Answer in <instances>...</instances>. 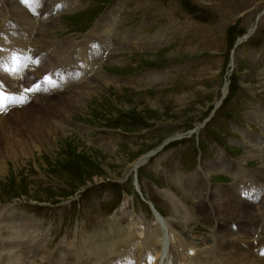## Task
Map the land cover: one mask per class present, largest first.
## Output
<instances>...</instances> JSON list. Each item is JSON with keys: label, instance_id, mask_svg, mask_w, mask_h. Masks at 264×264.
<instances>
[{"label": "rangeland", "instance_id": "obj_1", "mask_svg": "<svg viewBox=\"0 0 264 264\" xmlns=\"http://www.w3.org/2000/svg\"><path fill=\"white\" fill-rule=\"evenodd\" d=\"M13 1L31 18L21 21ZM0 14V78L18 76L21 87L32 61L30 91H16L18 109L0 116V228L17 245L0 244V264H106L85 248L75 263L70 247L114 221L120 238L134 236L132 264H242L237 253L259 263L264 0H0ZM174 137L141 171L137 159ZM117 190L123 209L134 201L132 230L122 209L105 222ZM33 215L45 225L20 219ZM147 243L159 253L146 255Z\"/></svg>", "mask_w": 264, "mask_h": 264}, {"label": "bare ground", "instance_id": "obj_2", "mask_svg": "<svg viewBox=\"0 0 264 264\" xmlns=\"http://www.w3.org/2000/svg\"><path fill=\"white\" fill-rule=\"evenodd\" d=\"M63 3V2H62ZM12 6L15 8V6L13 5V4H15V5H17V6H19V12H17V11H13L14 12V14H16V15H19V18H20V20L22 21V20H27L28 18H31V15L28 13V11L26 10V9H24L21 5H20V3L19 2H17V1H13L12 3ZM71 4L72 3H67V5L68 6H71ZM62 5V4H61ZM59 6V5H58ZM16 9V8H15ZM18 13V14H17ZM12 14V13H11ZM0 15H2V14H0ZM3 16V15H2ZM7 16V15H6ZM5 16V17H6ZM54 22H56V19H54L53 20ZM57 23H59V22H57ZM99 23V22H98ZM42 24V23H41ZM50 24V23H49ZM56 25V24H55ZM44 26V25H43ZM45 26H46V24H45ZM45 26H44V28H45ZM48 26V25H47ZM46 26V27H47ZM54 26V25H53ZM98 26V25H97ZM247 37H248V34H246V35H243L242 37H240V40L238 41V43H240L241 42V40H243V39H247ZM39 41V40H38ZM61 46V45H60ZM104 46V45H103ZM63 47V46H62ZM65 48V47H64ZM60 49V48H59ZM235 49V47L233 48V50ZM69 50V49H68ZM23 51V50H22ZM64 51H67L66 49L64 50ZM68 52V51H67ZM234 52L235 51H233V54H234ZM64 53V52H63ZM56 54V53H55ZM60 54H61V52H60ZM233 54H231L232 56H234ZM53 55H54V52H53ZM58 55H59V53H58ZM57 54H56V56H58ZM66 55V54H65ZM60 56V55H59ZM53 57V56H52ZM62 57V56H61ZM61 57H57V59L58 58H61ZM64 57V56H63ZM234 58V57H233ZM63 59V58H62ZM59 60V59H58ZM56 61V60H55ZM60 61H61V59H60ZM59 61V62H60ZM62 62H63V60H62ZM54 67V66H53ZM9 76H11V74H7V77L5 78V80L9 83V85L11 86V88H12V90H13V93H12V99H13V101H11V103L9 104V106L10 105H13V103H17V95H16V91L18 92V93H21L22 91H21V87L19 86V83H20V77H18V76H14V75H12L10 78H9ZM12 79V80H11ZM18 80V81H17ZM15 84H17V86L15 85ZM15 85V86H14ZM76 87V86H75ZM228 87V86H227ZM73 90V89H72ZM226 90H228V88H226ZM23 93V92H22ZM21 93V94H22ZM24 97V96H23ZM69 98H71V97H69ZM75 99V98H74ZM82 99V98H81ZM72 102H74V100H71V99H69L68 100V104H71ZM19 103V102H18ZM22 103V102H21ZM63 106H65V105H63ZM62 107H60V109H61ZM62 110H63V108H62ZM36 120V119H35ZM35 122V121H34ZM42 122V121H41ZM37 124V123H36ZM197 130V129H196ZM189 134H191V132L189 133ZM140 167V166H139ZM205 176V175H204ZM202 193V192H201ZM204 193V192H203ZM200 194V193H199ZM201 197V196H200ZM205 197V196H204ZM199 198V197H198ZM203 198V197H202ZM205 200V199H204ZM202 202H203V200H202ZM205 202V201H204ZM209 204V203H208ZM219 212V211H218ZM28 217V216H27ZM210 218V217H209ZM215 218V217H214ZM14 219V218H13ZM13 219H11V220H13ZM20 219H23L25 222H26V224L27 225H30L31 224V220H29L28 218H23V217H21ZM15 220V219H14ZM115 220V219H114ZM181 220V219H180ZM208 220V219H207ZM215 220V219H214ZM217 220V219H216ZM260 221V220H259ZM117 222H119L118 220H117ZM209 222V221H208ZM8 223V222H7ZM9 224V223H8ZM20 226V228L23 230V227H22V225H24V224H19ZM259 225V224H258ZM263 225V224H262ZM13 227H18V225L16 224V222L15 223H13V222H11L9 225H8V232H9V234L10 235H12V237L13 236H19V234H18V232L17 231H19L20 232V230L17 228L16 230H14V229H12ZM105 226H103L102 225V229H100L99 231H97V232H95V233H93V234H88L87 235V237L86 238H84L83 236V238L84 239H87V240H84L83 239V242H80L79 244H76L77 242H75V243H73L74 245H73V247H70V248H72L73 249V253H74V255H75V261H73V262H75V263H77V261H78V259H80L81 258V256H83L82 255V253H83V249L85 248L89 253H91L90 255H93L92 257L93 258H95L96 259V261H105L106 262V264H132V261H131V263H129V261L131 260V256H132V254H133V252L136 250V248L138 247L137 245H136V243H134V241H135V239H133L134 238V236L131 234L130 236H126L127 238H120V235L118 234V231H119V225H118V223H116L115 221L114 222H110V224H108V226L105 228V229H103ZM7 228V227H6ZM24 228L25 229H27V226H25L24 225ZM176 228V227H175ZM28 229H30V226H29V228ZM5 231V230H4ZM229 232V231H228ZM227 232V233H228ZM258 231H256L253 235L254 236H256L255 234L257 233ZM27 233V232H26ZM25 233V234H26ZM125 234V233H124ZM221 234V233H220ZM226 234V233H225ZM3 233H2V229L0 228V244H2V246H4L3 245V243L4 242H11L12 244V246H10V248L11 249H15L16 247H17V245H16V239H15V237L14 238H10L11 240H6V238L4 239V237H3ZM7 235H8V233H7ZM117 235L119 236V237H117ZM227 235V234H226ZM260 235V234H259ZM214 236V235H213ZM25 237V236H24ZM24 237H23V239H24ZM235 237V236H234ZM248 238L249 237V233L248 232H246V233H243V235H242V237L241 238ZM186 237H180V240H184L185 242H183V244L184 243H188V242H190L188 239L189 238H186ZM262 238H264V237H262ZM15 239V240H14ZM213 239H215V238H213ZM243 240V242L245 243L246 242V240ZM19 241V240H18ZM136 242V241H135ZM242 242V243H243ZM31 243V242H30ZM71 245H72V242L70 241L69 242ZM193 243V242H192ZM27 245H28V243H26ZM33 244V243H32ZM76 244V245H75ZM121 244H123V246H124V250L123 251H125L123 254H121L120 256L121 257H117V258H115V259H113V260H111V259H106L105 260V254H104V252H107L108 251V253L110 254V255H114L115 253H114V251L116 252V253H118V247H119V245H121ZM23 245V244H22ZM33 245H36V244H33ZM47 245V244H46ZM189 245H190V243H189ZM159 247H161V246H159ZM243 247V246H242ZM48 248V247H47ZM145 252H146V255H151V254H158L159 253V248H157V247H154L153 245H150V244H148L147 243V246H145ZM261 250L263 251L264 250V246L263 245H261ZM139 251H140V249L138 250V254H139ZM37 252V251H36ZM232 252V251H231ZM33 253H35V252H33ZM70 253V252H69ZM73 253H72V250H71V253L69 254V255H73ZM217 253V252H216ZM216 253H213V255L214 256H216V255H219V253L218 254H216ZM226 254V253H225ZM31 255H33V254H31ZM39 255H40V252H39ZM68 255V257H70ZM135 255V254H134ZM242 255V254H241ZM262 254H257V255H255L253 258H257L258 260H259V263H257V264H264V261H262L261 259L263 258L264 259V257L263 256H261ZM34 256V255H33ZM233 256H235V255H233ZM58 257H60V256H58ZM92 257L90 258V259H92ZM228 256H222L221 258H222V262H223V260H224V263L223 264H237L235 261H233L234 260V257H232V259H229V258H227ZM231 257V256H230ZM236 257V261L238 262L239 260H242L243 261V263L242 264H252L253 262H252V259H250V258H252V257H249V256H243V258H242V256H240L241 258H239L238 257V253H237V256H235ZM42 258V257H41ZM43 259V258H42ZM127 259V260H126ZM61 260L62 259H60L59 261H60V263H61ZM84 260V259H83ZM122 260V261H121ZM126 260V262H124ZM208 260V259H207ZM206 260V261H207ZM33 261H35V260H33ZM254 261V260H253ZM95 262V261H94ZM122 262H124V263H122ZM197 262H198V260H197ZM200 262V261H199ZM203 262H205L204 260H203ZM202 262V263H203ZM86 263V262H85ZM148 263L150 264L151 263V259L148 261ZM206 263V262H205ZM6 264V263H5ZM21 264V263H20ZM57 264H59V263H57ZM218 264H222V263H220V262H218Z\"/></svg>", "mask_w": 264, "mask_h": 264}, {"label": "snow or ice", "instance_id": "obj_3", "mask_svg": "<svg viewBox=\"0 0 264 264\" xmlns=\"http://www.w3.org/2000/svg\"><path fill=\"white\" fill-rule=\"evenodd\" d=\"M25 3H27V0H25Z\"/></svg>", "mask_w": 264, "mask_h": 264}]
</instances>
